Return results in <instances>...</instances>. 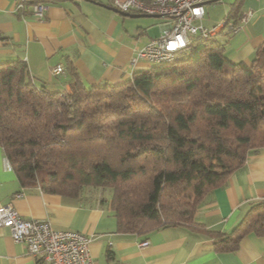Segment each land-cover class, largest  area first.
<instances>
[{
  "label": "trees",
  "instance_id": "1",
  "mask_svg": "<svg viewBox=\"0 0 264 264\" xmlns=\"http://www.w3.org/2000/svg\"><path fill=\"white\" fill-rule=\"evenodd\" d=\"M238 9L226 18L237 22ZM67 69L62 90L23 60L0 63V147L22 186L71 197L110 189L119 231L194 226L205 196L264 148V44L246 63L213 36L195 40L119 84L86 86ZM208 233L218 250L264 236V199L232 232Z\"/></svg>",
  "mask_w": 264,
  "mask_h": 264
},
{
  "label": "crops",
  "instance_id": "2",
  "mask_svg": "<svg viewBox=\"0 0 264 264\" xmlns=\"http://www.w3.org/2000/svg\"><path fill=\"white\" fill-rule=\"evenodd\" d=\"M42 1L47 11L39 19L28 8L18 11L15 0H0V63L23 60L38 83L62 90L72 84L69 64L86 86L119 84L151 67L152 62L133 57L161 33L165 17L124 15L114 9L113 0ZM234 5L239 6L241 29L228 32L221 42L231 61L250 63L264 44V0H231L228 12ZM56 65L64 72L54 74ZM6 161L0 147V205L11 203L26 218L48 219L55 229L92 235L91 264H264V236L248 233L235 250H218L220 237L208 233L232 232L251 204L264 199V148L250 153L242 167L205 196L194 226L146 233L119 231L109 196L86 191L71 197L44 191L38 184L22 186ZM146 240L148 244L141 245ZM0 264L49 263L0 227Z\"/></svg>",
  "mask_w": 264,
  "mask_h": 264
},
{
  "label": "built area",
  "instance_id": "3",
  "mask_svg": "<svg viewBox=\"0 0 264 264\" xmlns=\"http://www.w3.org/2000/svg\"><path fill=\"white\" fill-rule=\"evenodd\" d=\"M206 0H113L123 11H139L159 14L166 23L161 33L152 37L133 57L149 62H171L175 55L186 50L195 40L208 38L227 27L228 32H237L241 24L230 18L212 27L202 20L206 14ZM16 9H30L35 17L42 19L47 4L42 0H15ZM250 12L243 14L246 20ZM54 74L64 72L62 65L52 68ZM6 166L11 168L9 161ZM0 227L7 228L15 242L24 243L30 254L49 264H91L90 244L94 237L73 229H55L48 219L26 218L11 204L0 205ZM143 241L141 245H147Z\"/></svg>",
  "mask_w": 264,
  "mask_h": 264
},
{
  "label": "rangeland",
  "instance_id": "4",
  "mask_svg": "<svg viewBox=\"0 0 264 264\" xmlns=\"http://www.w3.org/2000/svg\"><path fill=\"white\" fill-rule=\"evenodd\" d=\"M230 2L231 0H218L216 2H210L206 4V10L207 13L205 15L204 20H202V23L205 26L212 27L213 25H216L220 22H222L226 16V13L230 9ZM228 34L227 27L223 29V31L216 33L213 35L214 38H216L219 41H224L226 39V36ZM156 63L152 62V65H155ZM87 191L92 192V194L97 195H104L109 196L110 195V189L108 188H97V187H90Z\"/></svg>",
  "mask_w": 264,
  "mask_h": 264
},
{
  "label": "water",
  "instance_id": "5",
  "mask_svg": "<svg viewBox=\"0 0 264 264\" xmlns=\"http://www.w3.org/2000/svg\"><path fill=\"white\" fill-rule=\"evenodd\" d=\"M217 0H206L205 3H210V2H215ZM116 11L124 14V15H130V16H133V17H141V16H159V14H149V13H131L129 11H123V10H120L118 9L117 7L114 8Z\"/></svg>",
  "mask_w": 264,
  "mask_h": 264
}]
</instances>
